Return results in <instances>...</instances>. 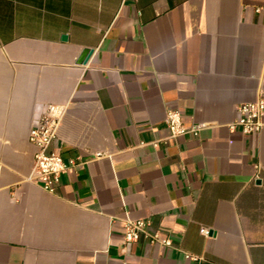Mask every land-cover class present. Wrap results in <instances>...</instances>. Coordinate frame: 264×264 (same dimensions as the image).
Returning a JSON list of instances; mask_svg holds the SVG:
<instances>
[{
  "label": "crops",
  "instance_id": "1",
  "mask_svg": "<svg viewBox=\"0 0 264 264\" xmlns=\"http://www.w3.org/2000/svg\"><path fill=\"white\" fill-rule=\"evenodd\" d=\"M261 97L264 0H0V264H264V126L231 127ZM48 104L80 162L54 193ZM170 109L200 130L170 137ZM128 217L172 245L126 243Z\"/></svg>",
  "mask_w": 264,
  "mask_h": 264
},
{
  "label": "built area",
  "instance_id": "2",
  "mask_svg": "<svg viewBox=\"0 0 264 264\" xmlns=\"http://www.w3.org/2000/svg\"><path fill=\"white\" fill-rule=\"evenodd\" d=\"M238 118L231 123L232 128L240 126L245 133L256 135L264 126V97L256 101L244 102L239 108ZM64 109L59 104H48L42 112L39 121L31 128L30 140L35 145L34 168L31 179L49 192H56L61 184L64 174L73 171L80 165L76 159L65 160L58 151L52 148L57 136ZM166 123L170 137L187 133H197L200 126L195 124L187 128L183 115L178 109H170L167 113ZM156 144V142H154ZM124 240L132 243L145 238L150 242H159L165 246L172 245L170 237L161 235L160 230L151 231V221L144 218L128 217L124 221ZM209 234L208 228L201 229Z\"/></svg>",
  "mask_w": 264,
  "mask_h": 264
},
{
  "label": "water",
  "instance_id": "3",
  "mask_svg": "<svg viewBox=\"0 0 264 264\" xmlns=\"http://www.w3.org/2000/svg\"><path fill=\"white\" fill-rule=\"evenodd\" d=\"M91 52H92V49L86 50L85 54L83 55V57L81 58L80 61H85ZM211 232H212V230H210V233Z\"/></svg>",
  "mask_w": 264,
  "mask_h": 264
}]
</instances>
